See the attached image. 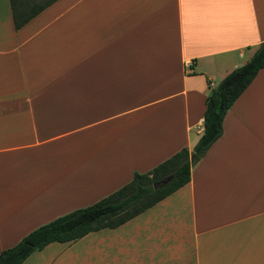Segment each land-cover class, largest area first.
I'll list each match as a JSON object with an SVG mask.
<instances>
[{"label":"crops","instance_id":"obj_1","mask_svg":"<svg viewBox=\"0 0 264 264\" xmlns=\"http://www.w3.org/2000/svg\"><path fill=\"white\" fill-rule=\"evenodd\" d=\"M263 41L264 0H54L17 30L0 0V252L191 150ZM221 127L186 185L21 264H264V68Z\"/></svg>","mask_w":264,"mask_h":264},{"label":"trees","instance_id":"obj_2","mask_svg":"<svg viewBox=\"0 0 264 264\" xmlns=\"http://www.w3.org/2000/svg\"><path fill=\"white\" fill-rule=\"evenodd\" d=\"M53 1L38 4L35 0H9L14 29L21 28ZM263 68L264 41L245 64L233 69L210 88L211 94L205 101L202 134L191 150L182 148L148 172L134 173L130 182L94 204L39 226L13 247L2 250L0 264H21L50 243H71L89 233L119 227L186 185L193 167L220 137L225 113ZM169 175L172 179L167 185L153 189V184Z\"/></svg>","mask_w":264,"mask_h":264},{"label":"water","instance_id":"obj_3","mask_svg":"<svg viewBox=\"0 0 264 264\" xmlns=\"http://www.w3.org/2000/svg\"><path fill=\"white\" fill-rule=\"evenodd\" d=\"M211 94V92H209V95ZM172 179V175L167 176L166 178H164L163 180L153 184V189H160L163 188L165 185H167Z\"/></svg>","mask_w":264,"mask_h":264},{"label":"rangeland","instance_id":"obj_4","mask_svg":"<svg viewBox=\"0 0 264 264\" xmlns=\"http://www.w3.org/2000/svg\"><path fill=\"white\" fill-rule=\"evenodd\" d=\"M45 1H47V0H35V3H38V4H42V3H44ZM213 81H217V79L216 78H214L213 79ZM209 95V94H208Z\"/></svg>","mask_w":264,"mask_h":264},{"label":"built area","instance_id":"obj_5","mask_svg":"<svg viewBox=\"0 0 264 264\" xmlns=\"http://www.w3.org/2000/svg\"><path fill=\"white\" fill-rule=\"evenodd\" d=\"M190 65V64H189Z\"/></svg>","mask_w":264,"mask_h":264}]
</instances>
